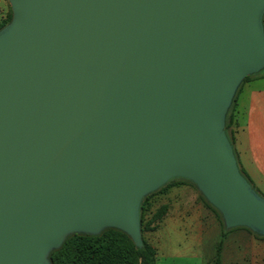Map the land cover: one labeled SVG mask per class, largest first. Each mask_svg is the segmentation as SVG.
<instances>
[{
    "label": "water",
    "instance_id": "obj_1",
    "mask_svg": "<svg viewBox=\"0 0 264 264\" xmlns=\"http://www.w3.org/2000/svg\"><path fill=\"white\" fill-rule=\"evenodd\" d=\"M0 30V264H51L74 234H126L193 184L224 228L264 237V197L225 119L264 69V0H8Z\"/></svg>",
    "mask_w": 264,
    "mask_h": 264
},
{
    "label": "crops",
    "instance_id": "obj_2",
    "mask_svg": "<svg viewBox=\"0 0 264 264\" xmlns=\"http://www.w3.org/2000/svg\"><path fill=\"white\" fill-rule=\"evenodd\" d=\"M256 75L241 86L236 96L235 111L238 127L234 149L240 167L246 172L254 187L264 196V75ZM173 194V190L170 189L161 197L159 205H166L167 211L160 226L164 223H172L181 216L190 220L199 234L218 235L220 222L204 204L198 192L185 193L180 205L178 204L181 201H177L175 205L181 212H178L177 218L173 219ZM180 194L182 196V192ZM260 237L247 228H234L229 235L220 233V239L214 246L215 256L219 246V259H221L219 264H240L242 261L249 264H264V237ZM156 261L157 254L155 264Z\"/></svg>",
    "mask_w": 264,
    "mask_h": 264
},
{
    "label": "trees",
    "instance_id": "obj_3",
    "mask_svg": "<svg viewBox=\"0 0 264 264\" xmlns=\"http://www.w3.org/2000/svg\"><path fill=\"white\" fill-rule=\"evenodd\" d=\"M11 20V16L7 22L0 25V30L6 26ZM264 25V17H263ZM264 70L261 72L263 73ZM260 72V73H261ZM259 75V74H258ZM264 75V74H262ZM252 76H247L242 80L232 104L228 110L226 119H225V132L230 143L233 146L235 158L239 167L240 173L244 178L249 182L251 187L259 194L260 192L254 187L252 181L246 174V172L240 167L236 151L234 149L235 143V133L238 127L237 112L235 111L236 107V96L241 88V86ZM170 183H167L165 186L157 190L156 192L163 190L165 187L170 186ZM154 192V193H156ZM151 193L142 200L140 206V229L141 236L143 241V247L141 249L136 248L131 242L130 238L122 233L121 231L115 229H106L102 231L99 235L90 236L84 234H74L68 236L59 249L53 250L50 252L48 259L51 264H155V250L150 246L143 238L142 235V226L143 223H146L147 226H150L154 219L162 218L167 211V206L161 204L162 211L158 213L155 217L148 220H144L143 211L148 207V204H145L148 198L153 195ZM200 195V194H199ZM264 197L263 195H261ZM204 204L216 215L217 219L220 222L221 228L224 229V225L221 219V216L218 212L211 207L204 198L200 195ZM150 207V205H149ZM161 216V217H160ZM158 219V220H159ZM158 223V222H157ZM258 236V235H257ZM219 256V246L217 247L216 257ZM215 264H218V260H215Z\"/></svg>",
    "mask_w": 264,
    "mask_h": 264
},
{
    "label": "rangeland",
    "instance_id": "obj_4",
    "mask_svg": "<svg viewBox=\"0 0 264 264\" xmlns=\"http://www.w3.org/2000/svg\"><path fill=\"white\" fill-rule=\"evenodd\" d=\"M10 16L11 9L8 0H0V25L7 22ZM258 74L262 75L264 74V71L263 73L261 72ZM251 76L255 77L257 75ZM170 189L174 192L173 219H176L177 213L181 212L180 209L177 210V206L175 205L177 201H181V198L184 197V194H187V192H198L195 186L186 180H172L170 186L165 187L163 190L154 193L148 198L145 203L148 204V207L143 211L144 220L153 218L158 213L160 214L163 210L159 205L161 197ZM180 192H182V196ZM182 202L183 200L178 205ZM163 217L164 216H162V218ZM162 218L159 219L158 217L157 219H154V222L150 226H147L146 223H143L142 226L144 240L153 247L157 254L156 264H215V260H218L219 264L221 259H219V256H215V243L220 239V233L223 235H229V232L233 229H229V231L225 228H220L218 235L206 236L203 233L199 234L195 229V226L193 227L191 225V221L186 220L181 216L180 219L173 220L172 223H164L160 226ZM260 238L263 237L261 236ZM240 264L249 263L242 261Z\"/></svg>",
    "mask_w": 264,
    "mask_h": 264
}]
</instances>
